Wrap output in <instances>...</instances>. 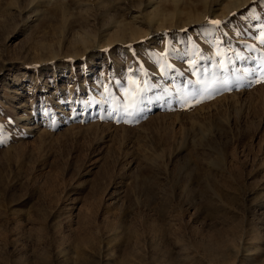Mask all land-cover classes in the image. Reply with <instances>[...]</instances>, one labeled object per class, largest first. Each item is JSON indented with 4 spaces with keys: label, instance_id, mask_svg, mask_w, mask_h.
I'll return each instance as SVG.
<instances>
[{
    "label": "rangeland",
    "instance_id": "1",
    "mask_svg": "<svg viewBox=\"0 0 264 264\" xmlns=\"http://www.w3.org/2000/svg\"><path fill=\"white\" fill-rule=\"evenodd\" d=\"M0 264H264V0H0Z\"/></svg>",
    "mask_w": 264,
    "mask_h": 264
},
{
    "label": "bare ground",
    "instance_id": "2",
    "mask_svg": "<svg viewBox=\"0 0 264 264\" xmlns=\"http://www.w3.org/2000/svg\"><path fill=\"white\" fill-rule=\"evenodd\" d=\"M207 2H209V0H206ZM249 1H251V0H235V4L236 5H240V4H242V3H244L245 5L249 2ZM242 6V5H241ZM236 8V7H235ZM238 8V7H237ZM236 8V9H237ZM111 12V11H110ZM200 30H203V29H200ZM123 32V31H122ZM125 35H126V33H125ZM123 33L122 34H119L118 36H120L121 38H120V40L121 41H123V42H126V41H128V39H127V37L125 36ZM136 35H137V32H135V31H131V34H130V37H131V39L129 40V41H131V40H135L137 37H136ZM129 36V35H128ZM83 43H85V42H83ZM69 86V85H68ZM66 93V92H65ZM70 93V92H69ZM68 94V93H67Z\"/></svg>",
    "mask_w": 264,
    "mask_h": 264
},
{
    "label": "snow or ice",
    "instance_id": "3",
    "mask_svg": "<svg viewBox=\"0 0 264 264\" xmlns=\"http://www.w3.org/2000/svg\"><path fill=\"white\" fill-rule=\"evenodd\" d=\"M212 23H214V24H218V23H219V21H212Z\"/></svg>",
    "mask_w": 264,
    "mask_h": 264
}]
</instances>
